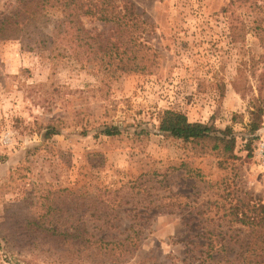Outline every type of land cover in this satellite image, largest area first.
<instances>
[{
  "label": "rangeland",
  "instance_id": "1",
  "mask_svg": "<svg viewBox=\"0 0 264 264\" xmlns=\"http://www.w3.org/2000/svg\"><path fill=\"white\" fill-rule=\"evenodd\" d=\"M132 1L150 25L132 35L143 70L123 71L107 53L94 61L87 49L75 59L67 28L56 38L65 56L0 40V264H239L229 261L242 257L238 245L225 243L248 231L227 208L244 193L264 202L255 157L264 106L249 156L244 149L248 111L264 94L255 35L264 0ZM15 4L0 0V11ZM48 16L55 36L59 12ZM163 109L230 125L235 157L159 133ZM47 125L59 133L44 138ZM104 125L120 133L100 134Z\"/></svg>",
  "mask_w": 264,
  "mask_h": 264
},
{
  "label": "trees",
  "instance_id": "2",
  "mask_svg": "<svg viewBox=\"0 0 264 264\" xmlns=\"http://www.w3.org/2000/svg\"><path fill=\"white\" fill-rule=\"evenodd\" d=\"M15 1L16 4L8 12L0 11V40H18L22 49L26 51H48L52 58L65 56L67 52L56 38L61 29L67 28L75 38V53L73 55L75 59L81 60L83 50L87 49L94 61H102V55L106 53L108 58L117 59L119 61L118 68L123 71L143 70L147 67L146 64L133 60L137 58L136 53L143 51V45L138 42L136 43L137 47L132 50L134 42L132 35L135 31L150 25L145 19H141V14L135 11L132 0ZM53 10H57L60 15L53 25L56 29L55 36L46 32L49 25L48 14ZM87 17L102 22L103 26L107 25L110 33L106 37H102V32H90L86 27L85 19ZM255 26V35L264 46V23L261 25L258 22ZM103 40L108 44L107 49L103 50L104 52L101 48ZM145 49L148 50L149 47L145 46ZM146 54L148 55L149 52L147 51ZM146 54L143 53L142 56ZM262 56L264 59V52ZM255 100L257 103L255 102V106L249 109L250 120L246 124L250 134V136L245 137L244 143L247 156L251 152L250 146L255 139V135L253 137L251 135L255 134L260 126L264 94L260 91ZM157 130L165 136L177 138L184 142H211L213 150H217L223 156L235 157L233 152L237 137L230 125L218 128L213 123L190 121L183 112L163 109L159 112ZM58 133L56 127L47 125L43 137L50 138ZM99 133L113 136L118 135L120 130L114 125H104ZM227 209L232 221L248 231L245 238L237 235L230 237L229 235L225 245L237 244L242 256L239 258L235 255L229 261L233 263L234 260H237L239 264H264V202L244 193ZM216 235L218 236V234ZM126 239H128L127 244L130 245L132 237L127 236ZM86 242L88 243L87 250L99 249L96 247L98 240L87 239ZM101 242L104 241L101 240ZM112 243L105 242V245Z\"/></svg>",
  "mask_w": 264,
  "mask_h": 264
},
{
  "label": "built area",
  "instance_id": "3",
  "mask_svg": "<svg viewBox=\"0 0 264 264\" xmlns=\"http://www.w3.org/2000/svg\"><path fill=\"white\" fill-rule=\"evenodd\" d=\"M255 157L264 166V143L263 142L258 143L256 151H255Z\"/></svg>",
  "mask_w": 264,
  "mask_h": 264
}]
</instances>
